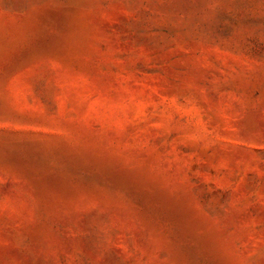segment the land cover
<instances>
[{"label":"rangeland","instance_id":"rangeland-1","mask_svg":"<svg viewBox=\"0 0 264 264\" xmlns=\"http://www.w3.org/2000/svg\"><path fill=\"white\" fill-rule=\"evenodd\" d=\"M0 264H264V0H0Z\"/></svg>","mask_w":264,"mask_h":264}]
</instances>
